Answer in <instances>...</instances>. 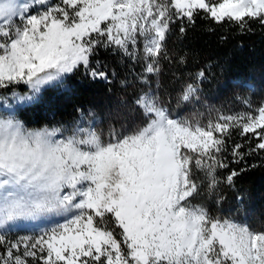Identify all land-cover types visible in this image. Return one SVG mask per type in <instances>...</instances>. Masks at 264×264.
Instances as JSON below:
<instances>
[{"label": "snow or ice", "instance_id": "1", "mask_svg": "<svg viewBox=\"0 0 264 264\" xmlns=\"http://www.w3.org/2000/svg\"><path fill=\"white\" fill-rule=\"evenodd\" d=\"M198 18L264 28V0H0V264H264V229L219 211L247 170L228 154L264 157V100L181 115L160 93L161 62L186 63L168 51L173 26L183 36ZM101 50L141 67L138 122L105 132L79 108L71 125L21 118L77 72L111 83ZM204 79L177 108L200 101ZM20 222L33 233L10 238Z\"/></svg>", "mask_w": 264, "mask_h": 264}, {"label": "trees", "instance_id": "2", "mask_svg": "<svg viewBox=\"0 0 264 264\" xmlns=\"http://www.w3.org/2000/svg\"><path fill=\"white\" fill-rule=\"evenodd\" d=\"M167 48L170 54L186 56L184 64L162 61L158 78L162 98L166 102L171 100V107L177 113L193 109L206 113L209 108H216L231 114L246 110L244 99L253 104L264 100V28L258 24L253 23L251 31L241 32L234 25H218L198 18L195 26L189 27L183 36L179 26L174 25ZM96 59L109 73L111 83L91 80L83 71L77 72L62 85L46 88L36 102L22 110L21 118L30 126L71 125L79 118L76 111L79 108L85 113L93 111L98 124L116 123L121 116L126 119L124 109L135 108L133 101L144 87L135 78L141 67L104 50ZM200 71L206 74V79L199 82L200 101L177 108L176 97L181 88L186 82H194ZM110 115L118 118L110 120ZM119 124L116 123V127ZM234 141L242 142L238 135H234ZM228 161L230 169L247 166V170L237 178L235 190L224 189L226 198L219 206L220 213L231 214L240 222L264 229V157L249 156L246 163L236 164L228 154ZM253 164L256 167H251ZM227 171L222 170V173L226 175ZM213 211H216L215 206ZM33 231L31 222H20L12 227L10 238Z\"/></svg>", "mask_w": 264, "mask_h": 264}, {"label": "rangeland", "instance_id": "3", "mask_svg": "<svg viewBox=\"0 0 264 264\" xmlns=\"http://www.w3.org/2000/svg\"><path fill=\"white\" fill-rule=\"evenodd\" d=\"M133 109H124L125 111H123V114L127 116V118L125 119L124 117H120V118L116 121V123L120 122L119 126L117 128H120L121 124L127 126V127H131L134 123L138 122L140 120V112L138 109L132 107ZM194 111V109H193ZM192 111H187V112H181L182 114L181 115H189ZM124 118V119H123ZM79 119V118H78ZM123 120V121H122ZM106 122V121H105ZM116 123H115V126H116ZM109 124L108 122L104 123L103 124H98V127L103 129L105 132H107L108 130V127H109ZM242 223H247V222H242ZM248 224V223H247ZM250 225V224H249ZM252 226V225H250ZM254 229L256 230H260V229H263V228H256L254 225L252 226Z\"/></svg>", "mask_w": 264, "mask_h": 264}]
</instances>
